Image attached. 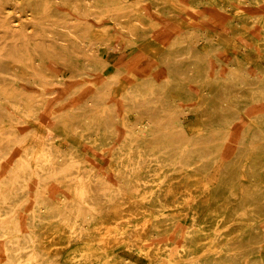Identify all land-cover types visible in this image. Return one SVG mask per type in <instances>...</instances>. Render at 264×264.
<instances>
[{"label": "bare ground", "instance_id": "6f19581e", "mask_svg": "<svg viewBox=\"0 0 264 264\" xmlns=\"http://www.w3.org/2000/svg\"><path fill=\"white\" fill-rule=\"evenodd\" d=\"M82 1L0 0V10L3 9L4 3H12L9 8L13 9L16 15L19 12L21 16L29 14V22L34 27L31 39L26 41L31 54L24 60L23 71H20L28 77L26 84L21 83L23 79L19 76L20 72L17 73L22 86L28 89L52 87L58 78L65 76L55 63L61 61L70 71L62 84H65V88L71 86L74 93H71L67 100L69 109H65L61 114L52 115L50 118L53 120L50 123L57 128L66 127V135L61 136L62 138L68 139L70 134L81 136L87 132H95L96 137L88 146L94 151H101L107 147L114 135L108 124L113 114L109 88L110 83L113 86L115 80L98 86L96 91L87 92L84 98H79L77 91L83 89L85 83L81 74L89 69H97L101 64L96 61L91 43L96 41L104 44L112 54L117 48H122L119 46L129 32L115 33L111 30L108 38L102 42L99 33H93L90 28L82 29L79 34L72 32L68 35L71 39L70 49L66 51H70V56L62 55L60 60L54 49L49 47V42L57 38H53L48 30L42 28L44 16L50 12L51 17L58 21L57 31L54 33H62L63 23L80 18L75 3ZM152 1L150 8L147 7V3L142 8L146 15L144 19L156 12L155 7L159 4L155 0ZM177 1L186 3V0ZM166 12L168 17L177 15L173 7H167ZM20 15L17 17L20 18ZM6 26L5 22H0V32L3 31L2 34L7 36L9 33ZM228 29L230 30L229 25ZM206 34V29L198 33L199 39L204 36L210 43L208 51L203 54L195 49L198 38L194 37L192 31L160 44L162 56L159 65L163 72L157 73L159 82L157 83L155 78L147 77L146 81L137 84V89L146 92V95L168 89L172 93L171 99L160 102L162 107L158 111L151 109L143 111L142 101L139 99L135 101L134 95L120 96L119 99H122L135 114L144 115L147 120L143 125L141 122L126 123L130 131V140L121 144V148L112 150L108 158L115 162L117 172L131 170L129 195L148 203L149 208L157 214L155 220L136 224L134 229L137 230L135 235L145 239L140 247L151 259L158 261L165 258V264H199V261L202 262L200 264H205L203 258H197L191 251L193 245L204 238L210 242L216 241L218 246L212 249L215 252L214 257L224 260L226 264H234V261L243 255L254 256V259L264 263V112L252 118L248 126L233 130L236 131L238 138L230 147L232 160L221 167L212 187H209L206 178L217 157L212 160L207 157L206 151L210 148L207 141L202 139L187 141L189 132L202 131L205 128H214L217 136L220 132L222 136L220 134L219 136L224 137L231 130L224 127L225 121L233 120L245 106L264 98V65L255 63L251 70L248 62H234L235 69H229V62L221 57L213 58L212 54L218 47L211 36ZM215 36L220 39L219 41L223 40L220 33L217 32ZM84 37L89 39L84 41ZM247 43L264 59V43L254 44L246 39L242 42L243 48ZM6 49L5 46H0V57L4 54H13L14 50L6 52ZM33 55L41 58L38 64L31 61ZM5 67L11 69L8 65ZM148 73L153 74L155 71ZM245 78L250 80L246 82ZM0 95L7 99V102H12L13 98L6 96L1 89ZM25 103L28 108L35 100ZM179 106L188 111L193 110L198 115L195 126L187 129L184 123L185 114L178 108ZM4 114L0 110V115ZM44 130L48 134L43 133L40 136L41 147H34L27 142L28 140L26 142L16 140L9 144L0 142V176L3 178L5 171H15L13 175L6 177V183L0 178V250L4 262L46 264V259L42 255L44 250L53 244L48 240L49 234H57L62 239L79 235L85 240L73 252L70 263L135 264L128 258L107 257V254L104 255L98 248H93L91 241L95 235L94 232L92 235L88 221L89 219L94 221L96 218L93 204L101 211L99 219L96 220V228L106 226L116 218L127 220L133 212L125 203L128 194L119 199L118 203L111 205L109 204L111 198L89 196L88 199H84L81 190L83 184L80 181L73 183L63 181V185L68 186L71 192L70 200L65 201L63 206L54 205L51 198L38 194L35 202L40 207L39 210L29 212L31 214L24 217L21 214H14L15 210L20 209L18 203L22 201L18 191L28 185L27 181L31 177V169L27 165L31 155L41 157L47 165L58 169L57 163L71 165L73 155L70 154L79 147L77 143L69 140L68 152L63 153L51 141L55 135L50 133L54 129H51L49 122L43 123L40 131ZM144 130L149 133L147 137ZM17 137L31 135L18 134ZM133 146L144 156L132 155ZM9 153H14L17 158L5 164L2 157ZM134 164L137 168L133 170L131 166ZM170 169L181 172L171 184L170 192L173 194H187L199 188L205 190L204 197L193 206L195 225L186 230H182L180 224L175 225L174 220L167 215H160L158 212L162 202L159 187L164 180V172ZM152 170H155V173ZM185 170L189 173L184 172ZM200 178L203 180L202 185L199 184ZM147 179L152 181L153 186V192L149 195L146 190L149 185L146 184ZM5 186L8 191L3 189ZM7 194L11 196L8 197ZM85 201L88 203H84ZM138 209L136 214L146 211L144 206H139ZM202 209H205V217L200 221L198 217ZM40 210L43 214L38 212ZM154 235L157 238H150ZM196 237L200 238L196 240ZM108 241V239L105 241L104 246Z\"/></svg>", "mask_w": 264, "mask_h": 264}, {"label": "rangeland", "instance_id": "374dc122", "mask_svg": "<svg viewBox=\"0 0 264 264\" xmlns=\"http://www.w3.org/2000/svg\"><path fill=\"white\" fill-rule=\"evenodd\" d=\"M155 1L159 4L155 7L156 12L144 19L146 15H144L142 8L145 3L150 8L152 0H83L81 3H75L78 7L76 12L81 15L80 18L63 23L62 33H54L57 31L58 21L51 17L50 12L44 16L42 28L48 30L49 35L53 38H57V40L49 42V47L54 49L55 55L59 56L60 60L62 55L70 56V51H66L70 49L71 39L68 35L72 32L79 34L82 29L88 30L90 28L93 33H99L101 42L108 38L111 30H114L115 33L117 31L125 32V34L127 31L129 32L130 36L126 34L123 43L119 46L122 48H117L112 54L109 53L108 47L104 44L92 42L91 48L96 54V61L101 64L97 69H89L81 74L85 83L83 89L77 91L79 98H84L87 92L96 91L98 86L115 80L114 85L112 86L110 83L109 88L112 96L110 102H112L113 114L110 116L108 124L114 135L107 147L101 151H94L88 146V143L95 139V132H87L81 136L70 134L67 139L61 137L66 135V127L57 128L54 127L56 125L50 123L53 120L50 118L52 115L61 114L65 109H69L67 100L70 94L74 93L71 91V86L65 88V84H62L65 77L69 76L70 71L61 61L55 63L58 70L65 76L58 78L52 87H39L37 89L31 87L28 89L22 86L21 83L26 84L28 77L20 71H23L24 60L31 54L28 50L29 46L27 49L26 41L31 39L30 36L34 32V27L29 22V14H22L21 16L19 12L17 15H20V18H18L14 10L9 8L12 3L7 2L2 5L0 22L6 23L9 34L6 36L2 34L3 31L0 32V46H5L6 52L12 50L14 52L0 57V89L6 96L13 98L12 102H7V99L0 95V110L5 113L0 115V142L9 144L16 140L21 142L28 140L27 142L34 147H41L40 136L43 133L48 134L46 130L40 131L46 121L49 122L51 129H54L53 132H50L51 135H55L51 141L63 153L68 152L69 140L79 145L77 150L70 154L73 155L71 165L57 163L58 169L52 168V165H47L41 157L31 155L27 163L31 169V177L27 181L28 185L25 188L21 187L18 191L22 201L18 203L20 209L15 210L14 214H21L24 217L31 214L29 212L39 210L40 207L35 202L38 194L51 198L54 205L63 206L65 201L70 200L69 197H71L69 187L63 185V181L67 183L80 181L83 184L81 190L84 193V199H88L89 196L111 198L109 201L111 205L118 203L119 199L130 194L128 191L131 170L126 169L117 172L115 162L110 160L108 156L111 155L112 150L121 148V144L130 140V131L126 123L141 122L143 125L147 119L144 115L135 114L119 97L134 95L135 101L138 99L142 101L143 111L146 109L158 111L162 107L160 102L171 99L172 93L168 89L158 90L159 93L155 91L147 95L146 92L137 89V84L146 81L147 77L155 78L156 82H159L157 73L163 72L159 65L162 56L161 49H159L161 43L180 38L184 33L192 31L194 37L198 38L195 49L203 54L208 51L210 43L204 36L199 39L198 33L206 29V35L211 36L214 44L218 47L217 51L212 54L213 58L220 59L221 57L229 62V69H235L234 62H248L251 70H253L255 63L264 65V59L248 43L246 47L243 48L242 46L243 40L246 39L254 44L264 43V0H186V3L177 0ZM167 7H173L177 15L168 17ZM219 9H221L220 13L218 12ZM231 21L232 23H228ZM238 22L239 24H237ZM137 25L141 27L136 28ZM217 32L220 33L223 40L219 41V38H215ZM39 36L42 35L39 34ZM83 39L87 41L89 38L84 37ZM10 40H12V44H10ZM51 54L53 55V53ZM184 56L186 57L185 54ZM213 58H211L212 61ZM31 61L38 64L41 58L33 55ZM150 71H155V73L149 74ZM17 73L23 79L21 83ZM245 80L248 82L250 79L245 78ZM160 93L161 95H159ZM33 99L35 103L27 108L25 102H31ZM178 108L185 114L184 123L187 129L195 126L198 115L193 110L188 111L185 110L186 108H180V106ZM262 112H264V98L257 99L245 106L233 120L225 121L224 127H229L232 131L227 132L224 137H220L222 134L219 132L218 136L219 134L220 136L217 138V132L214 128H205L202 131L188 133L187 141L193 142L197 139L207 141L210 146L206 151L207 157L210 160L217 157L207 174L206 179L209 187L214 186L221 167L232 160L230 147L235 144L238 138H236V131L233 130L248 126L251 119ZM18 134L31 135V137L18 138ZM144 134L146 137L149 135L148 131L145 130ZM131 150L133 151L132 155L144 156L134 146ZM15 158L17 156L14 153L2 157L5 164L10 163ZM133 166H131L133 170L137 168L135 164ZM14 172V170L5 171L4 177L0 176L3 183H6V177L13 175ZM152 172L155 173V170ZM184 172L189 173L188 170ZM180 173V170L172 169L164 172V180L159 187L162 202L158 212L160 215H167L168 218L174 220L175 225L180 224V228L186 230L195 225L193 224V206L204 197L205 190L199 188V190L187 192V194L170 192L171 184L175 182L174 178ZM151 183L152 181L147 179L146 184H149L146 187L148 195L153 192ZM199 184H203L201 178ZM3 189L8 191L7 186ZM7 196L10 197L11 194H7ZM84 203H88V201ZM125 203L133 211L127 220L116 218L108 225L98 228L95 227V224L101 211H99L98 206L93 204L96 218L94 221L88 220L92 235L93 232L95 235L91 241L93 248H98L104 255L107 254V257L128 258L135 264H165V258L155 261L142 251L140 246L144 244L145 239L135 235L137 230H134L136 224L144 223L146 220L153 221L157 214L149 208L148 203L142 202L132 195L126 197ZM139 206H144L146 211L143 213L145 215L142 212L136 214ZM38 212L43 214L41 210ZM204 217L205 209H202L198 218L203 221ZM129 233L133 234L130 235ZM153 237L157 238L156 235L150 238ZM199 238L196 237V240ZM107 239L109 241L104 246ZM48 240L52 241L53 244L44 250L42 255L46 259V264H73L70 263L73 252L81 243L85 242L79 235L62 239L57 234H49ZM213 242L204 238L202 241H197L191 250L192 254L199 259L203 258L202 261L205 264H226L224 260L214 257L215 252L212 249L218 245L216 241L214 242L216 244ZM102 247L103 249H101ZM1 251L0 264H6L2 259ZM200 263L202 262L199 261ZM234 264L264 263L254 259V256L243 255L236 259Z\"/></svg>", "mask_w": 264, "mask_h": 264}]
</instances>
